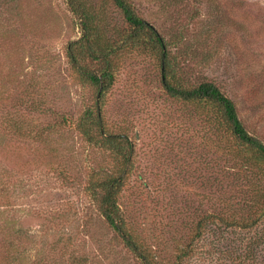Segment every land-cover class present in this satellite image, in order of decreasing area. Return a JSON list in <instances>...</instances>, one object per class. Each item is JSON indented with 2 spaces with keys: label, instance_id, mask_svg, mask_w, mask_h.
Masks as SVG:
<instances>
[{
  "label": "rangeland",
  "instance_id": "1",
  "mask_svg": "<svg viewBox=\"0 0 264 264\" xmlns=\"http://www.w3.org/2000/svg\"><path fill=\"white\" fill-rule=\"evenodd\" d=\"M87 1L97 6L102 0ZM129 1L169 39L188 28L178 52L189 61L185 77L191 83H216L237 102L249 130L256 133L261 127L263 137L264 0H199L197 19L195 0H163L174 4L165 11L162 1ZM108 13L110 27L121 26L120 15L111 8ZM77 23L64 0H0V91L7 90L0 108L4 99H12L35 80L43 88L46 106L66 124L51 138V152L11 137L0 139V176L10 177L0 193V264L37 260L45 242L58 233L48 230L50 225L39 213L55 209L70 213L62 228L78 242L84 234L81 247L94 264H138L97 222L88 192L92 173L103 175L116 160L73 130L98 96L78 82L66 57L68 43L80 37ZM117 63L119 72L101 99V113L106 131L126 134L134 146V165L118 197L128 230L163 264H171L192 240L189 264H264V220L243 230L214 223L195 237L204 215L252 218L241 210L246 198L229 186H217L216 178L229 164L216 158L214 137L196 115L165 96L159 62L131 53ZM88 68L95 70L97 65ZM60 155L59 165L51 166Z\"/></svg>",
  "mask_w": 264,
  "mask_h": 264
},
{
  "label": "trees",
  "instance_id": "2",
  "mask_svg": "<svg viewBox=\"0 0 264 264\" xmlns=\"http://www.w3.org/2000/svg\"><path fill=\"white\" fill-rule=\"evenodd\" d=\"M64 1L80 29V37L68 43L66 57L78 82L95 89L98 94L94 104L74 122L73 130L84 142L109 152L116 160L111 170L103 175L92 173L89 178L87 187L96 206L97 222L113 234V239L121 242L138 264H163L155 251L152 248L144 250L139 238L127 228L118 197L134 165V146L126 134L108 133L101 113V99L111 89L119 72L118 59L136 53L159 62L165 96L191 110L201 127L214 137L211 144L216 158L229 164L219 175L220 178H216L217 186L220 189L229 186V190L245 197L241 210L252 215V218L243 220H234L222 214L204 215L196 224L195 237H201L214 223L226 229L243 230L260 226L264 220V136L259 134L261 127L256 133L250 131L249 120L242 118L237 102L213 81L203 79L191 83L185 77L189 61L179 58L178 52L187 39L188 28H180L178 35L169 39L140 16L129 0H102L97 6L87 0ZM157 1H162L164 11L169 7L165 0ZM195 1L192 4L197 13L194 18L197 19L201 15L202 3L200 5L199 0ZM110 8L120 15L121 26L110 27L107 20ZM198 50L195 47V51ZM88 64H96L97 69L90 70ZM6 94V89L1 90L0 98ZM44 98L40 82L34 80L12 99H4L5 105L0 108V139L11 137L19 142L33 143L49 152L55 150L51 138L58 127L64 128L66 124L62 117L46 106ZM55 159L51 166L57 167L61 155ZM9 179L0 176V193L3 192L4 181L8 184ZM78 214L73 213V216ZM39 215L50 225L48 230L58 233L53 235L52 241L45 242L44 251L32 264H94L93 257L86 255L81 247L84 234L78 242L70 232L65 231L66 227L62 228L69 223L67 216L70 213L55 209ZM88 223L87 218V226ZM87 226L83 228L86 233ZM192 243L193 240L182 246L171 264H189Z\"/></svg>",
  "mask_w": 264,
  "mask_h": 264
}]
</instances>
